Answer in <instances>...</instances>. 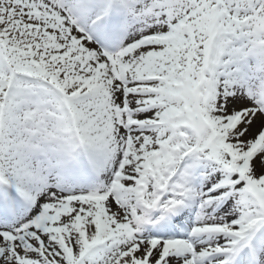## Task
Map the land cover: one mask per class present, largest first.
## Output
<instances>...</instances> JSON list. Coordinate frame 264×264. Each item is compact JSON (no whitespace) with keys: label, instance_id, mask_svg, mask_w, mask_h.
<instances>
[{"label":"snow or ice","instance_id":"1","mask_svg":"<svg viewBox=\"0 0 264 264\" xmlns=\"http://www.w3.org/2000/svg\"><path fill=\"white\" fill-rule=\"evenodd\" d=\"M0 264H264V0H0Z\"/></svg>","mask_w":264,"mask_h":264}]
</instances>
